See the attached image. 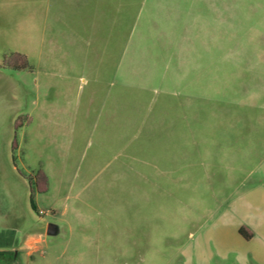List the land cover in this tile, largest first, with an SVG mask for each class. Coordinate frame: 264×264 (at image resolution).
<instances>
[{"label": "rangeland", "instance_id": "obj_1", "mask_svg": "<svg viewBox=\"0 0 264 264\" xmlns=\"http://www.w3.org/2000/svg\"><path fill=\"white\" fill-rule=\"evenodd\" d=\"M2 258L264 264V0H0Z\"/></svg>", "mask_w": 264, "mask_h": 264}, {"label": "crops", "instance_id": "obj_2", "mask_svg": "<svg viewBox=\"0 0 264 264\" xmlns=\"http://www.w3.org/2000/svg\"><path fill=\"white\" fill-rule=\"evenodd\" d=\"M38 184L40 185L41 188H44V186H45V178H43V176H41L38 179ZM241 230H242V233L244 235H247L248 236V238L252 234L250 231H248L244 227H242ZM33 240H34V242H33ZM37 241H39V238L30 236V235L29 236L27 235L23 239V241L21 243H18V242L14 243V242H12V243H10V244L7 245V246H9V249H7V250L4 249L2 251H6L7 252V251H11L13 249H15L17 252H19V251H25V252L26 251H30V250L33 249L34 243L37 242ZM0 264H8V263L6 262V259L2 258L0 260Z\"/></svg>", "mask_w": 264, "mask_h": 264}, {"label": "water", "instance_id": "obj_3", "mask_svg": "<svg viewBox=\"0 0 264 264\" xmlns=\"http://www.w3.org/2000/svg\"><path fill=\"white\" fill-rule=\"evenodd\" d=\"M59 232V227L55 223H48L46 227V234L55 235Z\"/></svg>", "mask_w": 264, "mask_h": 264}, {"label": "trees", "instance_id": "obj_4", "mask_svg": "<svg viewBox=\"0 0 264 264\" xmlns=\"http://www.w3.org/2000/svg\"><path fill=\"white\" fill-rule=\"evenodd\" d=\"M19 66H23V65H19ZM239 232H240L244 237L248 238L247 235H244V234L242 233V230H241V229L239 230Z\"/></svg>", "mask_w": 264, "mask_h": 264}, {"label": "flooded vegetation", "instance_id": "obj_5", "mask_svg": "<svg viewBox=\"0 0 264 264\" xmlns=\"http://www.w3.org/2000/svg\"><path fill=\"white\" fill-rule=\"evenodd\" d=\"M12 242H14V241L13 240H11V241L9 240L8 243H7V245L10 244V243H12Z\"/></svg>", "mask_w": 264, "mask_h": 264}]
</instances>
